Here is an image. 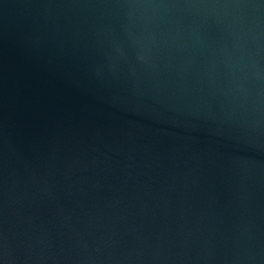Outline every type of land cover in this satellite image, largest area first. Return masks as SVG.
<instances>
[{
  "label": "water",
  "instance_id": "water-1",
  "mask_svg": "<svg viewBox=\"0 0 264 264\" xmlns=\"http://www.w3.org/2000/svg\"><path fill=\"white\" fill-rule=\"evenodd\" d=\"M0 264H264V0H0Z\"/></svg>",
  "mask_w": 264,
  "mask_h": 264
}]
</instances>
